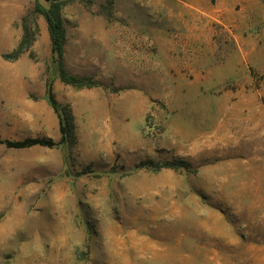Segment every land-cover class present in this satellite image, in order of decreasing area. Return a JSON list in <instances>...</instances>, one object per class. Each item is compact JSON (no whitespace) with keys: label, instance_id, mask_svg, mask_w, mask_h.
<instances>
[{"label":"rangeland","instance_id":"1","mask_svg":"<svg viewBox=\"0 0 264 264\" xmlns=\"http://www.w3.org/2000/svg\"><path fill=\"white\" fill-rule=\"evenodd\" d=\"M65 1L88 88L34 0H0V138L73 120L0 144V264H264V0H198V47L176 0Z\"/></svg>","mask_w":264,"mask_h":264},{"label":"trees","instance_id":"2","mask_svg":"<svg viewBox=\"0 0 264 264\" xmlns=\"http://www.w3.org/2000/svg\"><path fill=\"white\" fill-rule=\"evenodd\" d=\"M48 2V5H44L40 0H34L33 10L35 13L42 16L46 23V29L48 33V38L50 42V48L53 54L56 56V62L59 72L60 80L68 85H71L75 88L91 87L95 82L90 77L77 76L69 73L63 62L64 56V44H65V28L63 25V19L61 17L62 6L66 3L65 0H45ZM22 41H25V38L19 42L17 47L14 49L12 57L16 58L19 53L22 51ZM47 98L49 103L52 105L54 111L58 112L59 105L54 98L52 93L51 86L47 87ZM63 111L64 118L60 116L58 112V130L60 133V138L58 141H54L51 138L47 137H25L22 139H8L0 138V144H3L6 147L10 148H28L33 146H45L53 147L58 143L63 142L66 139V136L73 128L72 115L70 113L64 112V108H60ZM66 119V122L63 120ZM179 165H187L186 162L181 160L167 161L164 162L161 166L166 167H178Z\"/></svg>","mask_w":264,"mask_h":264},{"label":"crops","instance_id":"3","mask_svg":"<svg viewBox=\"0 0 264 264\" xmlns=\"http://www.w3.org/2000/svg\"><path fill=\"white\" fill-rule=\"evenodd\" d=\"M176 1L182 7L181 8L182 17H185L184 19L187 24L189 23V27L183 30L180 33V36L192 38L191 41L195 43V47H196L198 43H201V41L198 40L197 38L201 36V33L203 32V30L201 29L198 30V28L197 29L195 28L198 25V22H199L198 19L200 20V18L203 16L202 14H205L207 10L204 7V5L200 3L198 0H176ZM214 18H216V16H214ZM201 22L206 23L207 19H204ZM164 33H165L166 39L168 41H171L174 35L173 32L170 29H167V30H164ZM194 61L196 62L197 59H194ZM191 63H193V61L189 62V64ZM203 65H204V68H209L208 63H205ZM208 80H209V76L207 75V73H205V75H203V82H207Z\"/></svg>","mask_w":264,"mask_h":264}]
</instances>
